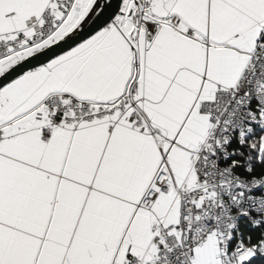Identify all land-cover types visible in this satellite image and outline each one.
<instances>
[{"label":"snow or ice","instance_id":"snow-or-ice-1","mask_svg":"<svg viewBox=\"0 0 264 264\" xmlns=\"http://www.w3.org/2000/svg\"><path fill=\"white\" fill-rule=\"evenodd\" d=\"M0 264H264V0H0Z\"/></svg>","mask_w":264,"mask_h":264}]
</instances>
